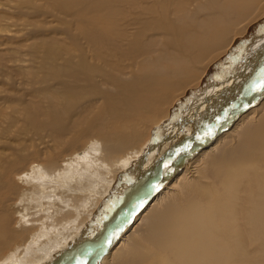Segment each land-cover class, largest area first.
Segmentation results:
<instances>
[{
    "label": "bare ground",
    "instance_id": "1",
    "mask_svg": "<svg viewBox=\"0 0 264 264\" xmlns=\"http://www.w3.org/2000/svg\"><path fill=\"white\" fill-rule=\"evenodd\" d=\"M32 2L0 20L40 40L0 63V264H264V0Z\"/></svg>",
    "mask_w": 264,
    "mask_h": 264
},
{
    "label": "rangeland",
    "instance_id": "2",
    "mask_svg": "<svg viewBox=\"0 0 264 264\" xmlns=\"http://www.w3.org/2000/svg\"><path fill=\"white\" fill-rule=\"evenodd\" d=\"M15 0H10V2H5L4 0H0V20H3V19H6V17L8 18V21L7 22H9V23H15V22H19V23H21V24H23L24 22H25V20H27V21H32V20H34V18H35V16H36V18H35V21H39V19L37 20V18H38V16H39V14L38 13H35L36 15H34V13L32 12V11H28L27 9H25V8H22V10H19V12H18V10L17 9H15V7L16 6H22L21 4L22 3H24V2H27V5L28 6H30V4L32 3L33 4V0H16L15 1V4L13 3ZM19 3V4H18ZM17 4V5H16ZM31 4V5H32ZM5 9V10H4ZM8 9H10V10H8ZM12 9H14V10H12ZM24 9H25V11H24ZM8 10V11H7ZM15 10H16V12H15ZM14 11V12H13ZM20 11H22V12H24V13H22V12H20ZM18 12V13H17ZM33 13V15L31 14V13ZM13 13V14H12ZM264 13V11L261 13V17H260V15H258V17H256L257 18V20L255 19V17H254V19H252V20H254L255 22H253L252 20H250V21H247L248 23H246V22H242L241 24H240V27H242V28H244L246 25H250V24H252L251 26H250V30H251V32L250 33H248L246 36H241V35H238V38H239V40L237 41V43H247V41H249L248 39L250 38V36L253 34V33H255V31L254 30H252L254 27H260V25H262L263 26V24H259L261 21H264V19H263V14ZM32 16H31V15ZM23 15H27L26 17L25 16H23ZM30 15V16H29ZM34 16V17H33ZM4 17V18H3ZM29 18V20H28V18ZM32 17V18H31ZM47 17V16H46ZM46 17H44V18H42V17H39L40 19H43L45 22H46V20H50V19H52V18H46ZM13 18V19H12ZM14 18H16V19H14ZM18 18V19H17ZM261 18V19H260ZM11 19V20H10ZM20 19V20H19ZM24 19V20H23ZM46 19V20H45ZM55 20L56 19H52V23L53 24H55L56 22H55ZM51 25V26H46V27H52L53 26V29H61V26L59 25H56V28H54L55 27V25ZM244 25V26H243ZM254 25V26H253ZM258 25V26H257ZM4 28V23L3 22H1L0 23V29H3ZM13 30H14V32H13ZM16 31V32H15ZM24 32H18L17 30H16V28L15 27H12L11 28V33H9V34H14L13 35V37H14V39L16 38V37H18L17 38V40L15 41V42H12L9 46H8V48H6L4 51H1L0 50V57H1V59L2 60H0V63H3V61L4 60H6V62H9V60L11 59V58H13V57H15V56H19V54L18 53H20L21 55L22 54H24L25 52H26V54H24V55H26V58L28 57L29 58V56H27V53H28V51L31 49V48H37L38 47V45L39 44H37L36 45V43L37 42H40V40H37V38H32V37H30V35H28V34H23ZM4 34H6V33H4V32H2L1 30H0V35H4ZM22 34H23V36H22ZM18 35V36H17ZM20 36V37H19ZM232 38H230V40L231 39H233L235 36H231ZM243 37V38H242ZM240 38H242V39H240ZM248 38V39H247ZM39 39H40V37H39ZM46 39V38H45ZM236 39V38H235ZM44 40V38L41 40V41H43ZM11 41H14V40H11ZM1 47V46H0ZM237 46H235V48H236ZM28 48H29V50H28ZM19 50H21L22 51V53H21V51H19ZM26 50V51H25ZM28 50V51H27ZM263 51V50H262ZM10 52V54L8 55V53ZM24 52V53H23ZM224 52V51H223ZM12 56V57H11ZM230 56V55H229ZM228 62V59H224L222 62ZM27 64H29V63H27ZM9 65H12V63H8L4 68H5V70H7V68L8 69H11V68H15V70L16 69H20V67H16L15 65H12V66H9ZM20 66H22V65H20ZM24 66V65H23ZM0 67H2V66H0ZM10 67V68H9ZM262 68H264V66L262 67ZM264 69H262V71H263ZM1 80V79H0ZM6 82L4 81V80H2V81H0V96H2V93H3V90L6 88ZM247 87V86H246ZM21 89H25V86H23V87H20ZM27 88V87H26ZM20 89V90H21ZM262 90V89H261ZM22 91V90H21ZM241 101V100H240ZM187 104H185V103H182L179 107H176L175 108V113H174V111H173V117H172V120L170 121V123H176L177 125H176V129H180L181 131H182V134H183V131H184V129H183V126L182 125H180V124H178L177 122H175L174 120H175V115H176V112H177V110L178 109H182V110H184V112H185V117H184V121L187 119V113H190L191 111H188V110H186L185 108H187V107H185ZM235 105V104H234ZM233 105V106H234ZM213 107H212V109H211V111H210V114L205 118V120L203 121V124H206V123H208V122H210V121H212V120H214L215 118H216V113L218 112L217 111V107H218V100H216L215 101V103L212 105ZM228 109H231V108H228ZM191 114H197V112L195 113V112H191ZM200 118L201 119H204V118H202L201 116H200ZM229 120V119H228ZM228 120L225 122V123H227L228 122ZM224 123V124H225ZM176 129H174V130H172V131H170L169 132V134H168V136L167 137H169V138H171V137H173L174 136V131L176 130ZM201 133L202 132H200L199 134H195V137H192V136H188L189 138H190V140H193V139H197V138H199L200 137V135H201ZM22 136H20V138H21ZM16 139H18V138H16L15 137V140ZM179 142V141H178ZM183 150V149H182ZM124 182V179H123V176L122 175H120L119 176V180L117 181V183H123ZM114 192V191H113ZM104 208H105V204L104 205H102V207L100 208L101 209V211L102 210H104ZM118 219H119V217H118ZM117 219V220H118ZM114 224H117V226H119L120 225V223H118V222H114L113 223V225ZM113 225L112 226H110L107 230H106V232H105V230L103 229V231H102V233L103 232H105V233H108L110 230H111V228L113 227ZM88 229V228H87ZM114 230V229H113ZM113 230H112V232H113ZM95 233H97V232H95ZM97 234H100V233H97ZM103 235V234H102ZM101 235V236H102ZM80 244H82V243H80ZM103 245L102 246H99V252H101V250L103 249ZM87 252H85V254L84 255H86V257H88V256H90V254H88Z\"/></svg>",
    "mask_w": 264,
    "mask_h": 264
}]
</instances>
